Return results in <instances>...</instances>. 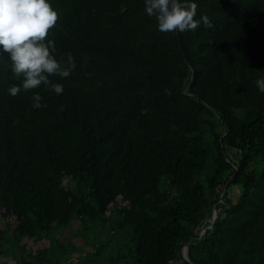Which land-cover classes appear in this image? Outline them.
Segmentation results:
<instances>
[{
    "label": "trees",
    "instance_id": "obj_1",
    "mask_svg": "<svg viewBox=\"0 0 264 264\" xmlns=\"http://www.w3.org/2000/svg\"><path fill=\"white\" fill-rule=\"evenodd\" d=\"M193 2L212 28L160 32L145 0H49L50 52L76 64L50 77L59 95L11 96L23 77L0 56V264H71L75 222L79 264H189L187 244L194 264H264V0Z\"/></svg>",
    "mask_w": 264,
    "mask_h": 264
},
{
    "label": "clouds",
    "instance_id": "obj_2",
    "mask_svg": "<svg viewBox=\"0 0 264 264\" xmlns=\"http://www.w3.org/2000/svg\"><path fill=\"white\" fill-rule=\"evenodd\" d=\"M197 7L193 0H145L146 13L155 17L158 30L164 33L194 31L201 24L212 28L207 15L194 19ZM58 19L49 0H0V56L8 54L10 72L17 79L23 77L21 85L8 89L11 96L41 85L62 94L63 85L53 83L50 77L68 78L76 64L70 53L63 63L51 54L55 51V41L47 37ZM255 84L264 93V78L257 79ZM32 100L34 109L46 106L41 104L38 93Z\"/></svg>",
    "mask_w": 264,
    "mask_h": 264
},
{
    "label": "rangeland",
    "instance_id": "obj_3",
    "mask_svg": "<svg viewBox=\"0 0 264 264\" xmlns=\"http://www.w3.org/2000/svg\"><path fill=\"white\" fill-rule=\"evenodd\" d=\"M237 193H238V189L236 187L233 188L232 189V195L236 196ZM120 205L125 206L126 203H124L123 201H120ZM4 222L5 221L0 219V225L1 226H5ZM12 223L15 225L14 221H12ZM78 225H79V223L75 222L70 229L64 230L63 233L61 235H59V239L61 241L67 243L69 240H72V242L75 243L78 247H82L84 249V251L81 253L72 254L71 259L69 260V263H71V264H79V262L81 261L82 258L86 257L88 254L93 252L91 248L84 247V244L80 238L72 239L74 236L75 230H77ZM26 242L28 243L29 248L33 251L40 249V248H43L45 246H48V243L34 244L33 242L28 241V240Z\"/></svg>",
    "mask_w": 264,
    "mask_h": 264
},
{
    "label": "water",
    "instance_id": "obj_4",
    "mask_svg": "<svg viewBox=\"0 0 264 264\" xmlns=\"http://www.w3.org/2000/svg\"><path fill=\"white\" fill-rule=\"evenodd\" d=\"M225 195V189L222 193V197ZM217 219V210L214 209V212H213V218H212V221L216 220ZM206 232V229H203L202 232H201V236L204 235ZM191 244H187L184 246L183 250H182V255H183V258L185 261H187L189 264H194L191 259L189 258V248H190Z\"/></svg>",
    "mask_w": 264,
    "mask_h": 264
}]
</instances>
